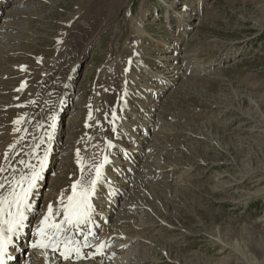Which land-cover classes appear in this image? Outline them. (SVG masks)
Instances as JSON below:
<instances>
[{
  "label": "rangeland",
  "instance_id": "rangeland-1",
  "mask_svg": "<svg viewBox=\"0 0 264 264\" xmlns=\"http://www.w3.org/2000/svg\"><path fill=\"white\" fill-rule=\"evenodd\" d=\"M137 21L143 35L135 47L144 61L133 69L127 43ZM129 74L134 85L124 81ZM124 87L136 92L128 94L129 109L124 102L129 123L151 121L137 133L143 143L123 139L139 149L128 160L158 177L133 184V197H113L108 217L116 224L104 233H116L109 259L264 264V0H0V165L18 135L22 147L34 138L55 141L36 209L48 194L57 196L55 187L59 193L80 178L83 140L98 135L105 144L88 118L105 115L104 130L106 100ZM23 99L38 109L27 126L15 105ZM44 103L46 115L38 106ZM131 164L122 170L130 173ZM25 251L18 264H37L33 249Z\"/></svg>",
  "mask_w": 264,
  "mask_h": 264
},
{
  "label": "bare ground",
  "instance_id": "bare-ground-1",
  "mask_svg": "<svg viewBox=\"0 0 264 264\" xmlns=\"http://www.w3.org/2000/svg\"><path fill=\"white\" fill-rule=\"evenodd\" d=\"M140 26H141L140 22L137 21L135 23V26L133 27V33L135 37L132 39L130 44L127 43V48H128L127 53L129 55L128 58H131L130 59L131 66L129 65V67L133 69L134 67L141 68V65H142V62L140 60L143 54L141 50H139V48L135 47V44L139 41V38H141L143 35V32ZM72 50L76 51L75 43H74ZM61 58L62 57L59 54L58 59L60 60ZM53 66L47 69L48 73L52 70ZM60 73L61 71L58 72V75ZM124 78H125L124 81L128 82L127 84H129V81L130 83L135 82L134 75L132 74H129V76L126 75ZM49 79H50V85L46 87L47 92L50 89H52L51 87L53 86L54 75L49 77ZM116 80L117 79L114 78L115 85L118 84L119 82V79L117 81ZM115 88L116 89L119 88V84H118V87H115ZM19 93L23 95V89H19ZM118 94L119 96H117ZM118 94L116 92L114 93L111 91L110 97L107 95L108 98H110V100H108V104H109V107H111V113L109 114V117H110L109 122L107 121L108 123L107 125H105V129L102 130L105 144H103V142L99 143L96 135L87 141L88 144L84 147V149L82 148L83 151L82 152L78 151L79 153L76 156V159L78 158V156H80L79 161L83 160V162L81 163L79 162L80 169H78V171L79 170L81 171V173H79L80 178L74 179L71 183L70 188H66L65 186L63 187V190L61 189L62 191L59 193L58 191L55 190L56 188L55 187L54 191L57 193V196H49L48 194V196L46 197V201L43 203L44 206L42 209L38 210L32 206L35 202V196H36L37 185H38V180H39V175H37V173H40L39 171H41L42 166L45 164V160H46L47 152H48V144H50V141L42 140L40 138L29 139L26 141L23 140L24 147H22L20 135H18V139L14 140V143L12 144V147L10 148L11 150L9 151L8 156L4 157L5 158L4 162L2 165H0V204L3 201L7 202V205H8L7 220H6L7 223L19 218L18 205L21 201V197L26 193L27 188L30 185H33L32 195L30 198L26 200L25 207H24L26 216L28 217L29 220L27 222H22L21 225L25 224L26 226L25 231H27L30 227L32 228L33 236L30 239L31 241L28 245H30L31 243L35 244V248H33L32 254L37 264H38L37 260H39V263L41 262V264H116L114 261H112V258L109 259L113 248L110 247L109 252L104 256H101L98 253V251L94 249L96 247H98L97 249L103 248L105 247L106 243L110 244V240L116 234V233H107V234L103 233V231L106 230L105 229L106 224L114 222V219L110 220V218L108 217V214H106V210H108L109 213L113 211L114 202L111 196V192L107 191L105 186H102L100 183L95 182L94 180L95 178H97L100 181L115 183L113 185H109L107 188H110L113 186V190L115 191L116 195H118L119 192L122 191V194L124 193L125 196L126 194H128V198H129L130 196L133 197V194H135V189L132 186L133 184H136L138 187L140 186L139 184L143 182V179L145 180L147 178L148 180V178L158 177V172L156 171L155 172L148 171V173H146L145 172L146 165L141 166L140 164H136L135 166H133L131 164L132 166L130 167V169H128L129 172L131 171L130 173L124 172L125 169L122 170V168L128 165V162L126 161V159H129L135 156V153L139 150L138 148L134 146L127 148L126 145L122 142V139L123 137H127V139L133 142L134 140L138 138L135 135L136 132L140 131V129H144L145 124L140 122L138 119H135V122H133V124L129 123L128 116H131V114L125 107L124 102H120L121 97H125L127 101V97L129 94L128 87L127 88L124 87L123 90L118 91ZM22 95H20L19 97H21ZM44 98H46V96ZM22 101H24V99ZM26 101L27 100L25 99L24 102H18L17 104H15L19 110L20 116L22 114H25L26 116L25 119L23 120V123L25 126H27L26 125L27 120L36 118V115H37L36 111L38 110V109H33L30 105L31 103L29 104V102H26ZM43 102H46V101H43ZM45 105L46 103L38 105L39 107L43 108L40 112V114L42 115H46L49 112L47 110H45L47 111L45 112L44 111L45 108L50 110V107L47 106L48 104L46 106ZM112 114L117 115V119L115 120L111 119ZM137 121L139 122L137 123ZM94 124L99 125V122L95 121ZM19 130H22V129L19 128ZM40 131L42 132V130ZM41 132H39L40 135L38 134L39 137H42V135L44 134V131L42 134ZM129 132H131V134ZM115 133H116V137H114ZM34 140H36V142H34ZM39 141L41 142L43 148L39 147L40 149L38 151H34L38 143H40ZM116 141H120L121 145H116L117 143ZM103 147L107 149L108 154H106L105 152H102L100 154ZM26 150H28V153L24 155ZM87 155L88 157H90L89 160L87 159ZM89 162H92V164H89ZM128 174H131V175H128ZM63 179L66 181V178H63V177L59 178L60 181L61 180L63 181ZM130 179H132L131 184L128 185L127 187L119 188L117 186L118 184H124L125 180H130ZM73 192H76L79 194L93 193L92 195V200H93L92 207L93 208H92L91 215H90V221H92L95 225H99V227L101 228L99 231L100 232L99 236L92 243L93 249L82 250L80 252L75 251L71 259H65L62 255H59L56 252H50L48 254L45 253V250H43L40 247V245L45 239H47L54 232L56 228H61V229L69 228V227H72L73 224H77L78 227L83 226V223L81 221L72 222L70 219L64 218V209H65L66 203L70 197V194ZM115 194L114 196H116ZM134 205H135V202L133 201L132 203L130 202L129 204L125 203L122 209L127 211L130 208H132V206ZM34 214L35 216H38L37 221L34 223L31 221L29 223V221L32 219V216H34ZM50 215L53 216L52 220H50L49 218ZM117 219L121 220L119 216ZM42 222H45V223H42ZM29 224H33V226H30ZM115 224L114 225L111 224V226L114 228ZM14 234L16 236V240L18 239L19 245L20 244L23 245L26 234H23V233L17 234L16 232ZM94 244H95V247H94ZM17 254H18V251L16 250L15 251L13 249L9 250V255L15 259V261L12 262V264H18V261L16 259Z\"/></svg>",
  "mask_w": 264,
  "mask_h": 264
}]
</instances>
